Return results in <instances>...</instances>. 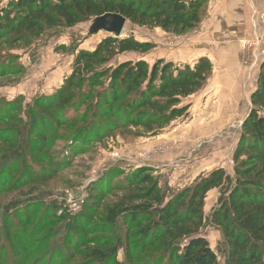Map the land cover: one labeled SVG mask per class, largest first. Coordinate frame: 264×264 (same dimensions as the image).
Instances as JSON below:
<instances>
[{"label":"rangeland","instance_id":"374dc122","mask_svg":"<svg viewBox=\"0 0 264 264\" xmlns=\"http://www.w3.org/2000/svg\"><path fill=\"white\" fill-rule=\"evenodd\" d=\"M96 24L92 19L23 40L0 41L3 264H142L141 255L138 262L128 261L123 242L116 243L113 228L104 226L108 200L119 203L123 195L117 182L124 185L137 169L156 166L160 184L174 194L218 167L234 175V150L264 61V0H208L200 25L183 35L126 23L121 37L133 35L154 47L148 53L121 54L111 64L164 60L183 68L207 56L214 66L206 86L184 99L186 116L157 135L117 132L88 141L74 126L47 128L44 143L33 140L36 128L26 116L27 106L54 94L72 74L77 54L92 51L110 35L96 31ZM16 98L20 100L14 108H2L4 100L13 103ZM21 140L25 150L13 157ZM94 194L104 195L99 206L93 204ZM219 196L218 189L208 193L206 215L218 205ZM202 233L223 263L220 230L209 226Z\"/></svg>","mask_w":264,"mask_h":264},{"label":"trees","instance_id":"16d2710c","mask_svg":"<svg viewBox=\"0 0 264 264\" xmlns=\"http://www.w3.org/2000/svg\"><path fill=\"white\" fill-rule=\"evenodd\" d=\"M207 4L208 0H0V41L74 27L106 13L183 35L200 25ZM153 47L133 35H109L92 51L81 50L63 85L27 106L26 116L36 128L30 137L44 143L47 128L74 126L88 141L117 132L142 136L185 117L189 106L183 105L184 99L206 86L213 63L202 56L194 66L183 68L164 60L152 65L143 59L111 64L121 54L148 53ZM15 100H4L2 108H14L20 99ZM25 133L23 129L21 135ZM20 144L13 157L25 150L23 140ZM233 160L234 175L218 168L174 194L162 187L151 167L137 169L124 185L117 182L123 195L119 203L108 200L104 226L113 228L116 243L123 242L126 259L138 262L141 255L142 264H264V61ZM213 189L220 192L218 205L206 215V199ZM94 195L93 204L99 206L104 195ZM92 208L87 205L90 215ZM209 226L222 233L218 250L225 256L223 263L202 233Z\"/></svg>","mask_w":264,"mask_h":264},{"label":"water","instance_id":"95a60500","mask_svg":"<svg viewBox=\"0 0 264 264\" xmlns=\"http://www.w3.org/2000/svg\"><path fill=\"white\" fill-rule=\"evenodd\" d=\"M96 20V31H106L110 36L121 37V33L125 28L126 23L129 21L125 16L119 13H106L101 16L93 18Z\"/></svg>","mask_w":264,"mask_h":264},{"label":"crops","instance_id":"0c3cea01","mask_svg":"<svg viewBox=\"0 0 264 264\" xmlns=\"http://www.w3.org/2000/svg\"><path fill=\"white\" fill-rule=\"evenodd\" d=\"M152 167V166H151ZM152 168H156V166H153ZM218 168H220V167H218ZM231 174V173H230ZM214 190V189H213ZM213 190H211V191H213ZM208 199V198H207Z\"/></svg>","mask_w":264,"mask_h":264}]
</instances>
